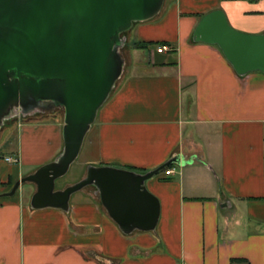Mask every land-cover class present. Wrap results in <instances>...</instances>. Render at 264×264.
<instances>
[{"label": "crops", "instance_id": "crops-1", "mask_svg": "<svg viewBox=\"0 0 264 264\" xmlns=\"http://www.w3.org/2000/svg\"><path fill=\"white\" fill-rule=\"evenodd\" d=\"M212 10L235 30L264 34V0H164L132 29L134 42L168 50H136L149 62L117 82L80 150L94 156L88 166L137 173L192 159L145 182L160 204L156 228L123 234L93 186L64 212L32 209L36 187L20 185L0 196V264H264V73L239 76L217 46L192 41ZM20 126L18 153L0 154V195L63 148L60 123Z\"/></svg>", "mask_w": 264, "mask_h": 264}, {"label": "water", "instance_id": "water-1", "mask_svg": "<svg viewBox=\"0 0 264 264\" xmlns=\"http://www.w3.org/2000/svg\"><path fill=\"white\" fill-rule=\"evenodd\" d=\"M164 0H0V128L32 112L41 102L63 109V148L51 162L18 179L0 196H12L33 183L32 209L68 211L71 195L93 186L108 216L125 234L151 232L160 204L145 182L165 167L190 164L174 156L145 173L88 166L86 175L55 189L77 159L84 138L120 78V35L134 23L155 17ZM192 41L217 46L239 76L264 73V34L232 28L221 10L198 20Z\"/></svg>", "mask_w": 264, "mask_h": 264}, {"label": "rangeland", "instance_id": "rangeland-1", "mask_svg": "<svg viewBox=\"0 0 264 264\" xmlns=\"http://www.w3.org/2000/svg\"><path fill=\"white\" fill-rule=\"evenodd\" d=\"M138 23H134L132 27L122 33L120 37L124 38V42L121 47L118 49L124 65L121 77L128 75L129 73H137L144 68L145 63L149 62L150 54L146 52H138L133 48V44L135 40H138L135 35V29H132ZM138 66V68H134ZM117 81V82H118ZM116 82V84H117ZM115 84V85H116ZM28 122H57L61 125L63 124V109L52 107L47 111H35L33 110L27 115H22L19 111L16 113L14 117H11L5 120L0 128V154H16L19 150V143L17 139L18 132L20 131V125ZM90 135L86 136V140H88ZM84 149L79 153L77 159L71 164L68 172L60 179L56 180L55 188L60 189V187H64L63 182L69 183V185L76 182V180L86 172V169L89 164H85L86 161L92 159L94 156L85 155ZM94 159V158H93ZM47 164V163H46ZM63 184V185H62ZM32 186L31 183L22 184L20 187V191H24L27 187Z\"/></svg>", "mask_w": 264, "mask_h": 264}, {"label": "trees", "instance_id": "trees-1", "mask_svg": "<svg viewBox=\"0 0 264 264\" xmlns=\"http://www.w3.org/2000/svg\"><path fill=\"white\" fill-rule=\"evenodd\" d=\"M165 45H167L166 42H134L133 48L136 49V50H148V48L152 47V46H165ZM170 166L165 167L161 171L169 168ZM10 189H11V186L8 187V191ZM232 264H241V261H233Z\"/></svg>", "mask_w": 264, "mask_h": 264}, {"label": "flooded vegetation", "instance_id": "flooded-vegetation-1", "mask_svg": "<svg viewBox=\"0 0 264 264\" xmlns=\"http://www.w3.org/2000/svg\"><path fill=\"white\" fill-rule=\"evenodd\" d=\"M53 105L50 102H41L34 110L35 111H47L50 110Z\"/></svg>", "mask_w": 264, "mask_h": 264}, {"label": "built area", "instance_id": "built-area-1", "mask_svg": "<svg viewBox=\"0 0 264 264\" xmlns=\"http://www.w3.org/2000/svg\"><path fill=\"white\" fill-rule=\"evenodd\" d=\"M167 50H168V48L166 46H157L156 47V51H158V52H163V51H167ZM4 160L6 162H8V163H14V162H16V160L13 159V158H11V157L5 158Z\"/></svg>", "mask_w": 264, "mask_h": 264}]
</instances>
